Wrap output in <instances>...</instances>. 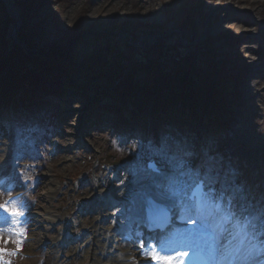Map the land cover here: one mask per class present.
Masks as SVG:
<instances>
[{
	"label": "rangeland",
	"instance_id": "374dc122",
	"mask_svg": "<svg viewBox=\"0 0 264 264\" xmlns=\"http://www.w3.org/2000/svg\"><path fill=\"white\" fill-rule=\"evenodd\" d=\"M25 1L36 6L42 0ZM20 9L22 24L18 30L15 31L18 18L14 14L9 12L12 19L8 23L0 21V26H6L3 30L7 45V49L0 47V50L7 55L9 48L18 43L24 53L19 56L21 61L15 63L19 70H22L23 64L32 70L38 69L52 49H58L60 52H57L65 59L50 73L62 71L70 63L75 64V70H79L86 64V59L94 58L98 51L103 57L101 72L109 66L116 73L115 79L109 81L104 72L93 76L95 68H90L84 75H92L91 88H79V91L69 88L68 94L60 95L64 98L66 95L69 102L45 106L31 124L29 120L18 126L11 124L12 137L5 138L7 130L0 128V205H7L18 213L11 215L6 211L7 218L0 224V248L7 249L0 256L2 264H91L92 250L87 249L89 246L78 249L76 258H73L72 252L79 244L82 247L85 238L91 236L90 233L85 234V230L90 231L93 225V209L88 211L92 208L89 203L97 202L98 197L104 200L102 191L124 187L134 178L152 172L150 162L161 166L160 157L154 155L153 150L167 145L168 155L176 157L169 147L177 136L173 133L176 130L168 131L166 139L164 134L159 136L158 142L156 137H143V132L142 135L133 133L128 137L119 134L108 124L113 117L100 115L105 120L100 121L99 126L87 119L93 113V107L88 111L92 100L115 104L110 95L102 94L99 89H109L111 84L117 83V78H123L122 73L129 74L127 67L121 72L119 69L122 65L130 67L131 63L156 68L175 78L184 66L182 58L188 55L189 63L195 68H202L211 63V54L215 53L221 62L228 61L227 67L222 69L227 71L226 76L233 68L238 72L247 70L241 89V96L246 100L243 105L249 112L247 116L234 125L231 123L227 131L212 137L206 132L202 133L205 137H201L202 128L198 133L194 131L197 125L193 124L189 130L194 136L188 134L180 140L185 152L180 158L189 161L193 173H201L211 179H217V174L233 173L227 184L235 192L234 203L243 205L242 208H235L237 218L249 206L258 210L264 218V172L250 161L246 152L249 144L243 136L248 127L264 136V96L251 83L253 75L264 72L263 0H46L31 18L26 15L30 11L25 13ZM187 20L195 22L194 27L184 26L183 23H189ZM41 21L42 25L38 24ZM40 25L43 28L38 33ZM31 32L34 37L28 39L27 34ZM231 35L236 36L237 43L225 45V40ZM31 46L35 56L27 58L25 55L31 52ZM211 49H214L213 52ZM142 68L136 70L133 80L145 84L150 72ZM24 73L19 72L22 76ZM195 74L196 81L199 74ZM56 77H53L55 84L49 82L52 79L49 76L41 83L53 92H64L61 88L68 84L67 76L62 72ZM81 79L79 77L78 82H82ZM53 95L56 96V93ZM84 118L86 123H82ZM140 124L143 122L140 121ZM178 131L186 133L182 129ZM16 143L22 145L21 149H15ZM179 154H182L181 150ZM14 159L17 166L12 169ZM207 160L213 161L209 169L204 167ZM157 189L167 196L174 194L164 187L158 186ZM16 193L22 195L16 197ZM123 196L126 195L117 199L122 203L103 210L109 225H114V222L122 226L130 224L132 207L125 204ZM40 206L45 207L37 208ZM222 207L225 213L229 211L227 200ZM124 213V216L118 215ZM216 215L220 218L221 213ZM59 217H67L69 223L58 221ZM47 219L56 221L50 223ZM187 221L183 229L192 237L205 223L194 217ZM36 222L40 223L39 230L32 229ZM235 223L229 222L224 227L230 229V233L239 235L240 226L236 227ZM225 236L232 237L229 233ZM117 239L120 243L122 236L118 234ZM230 241L221 251L224 255L234 242ZM132 244L150 246L151 251H158L153 242L147 245L137 240ZM120 245L112 255L116 256L126 249L125 244ZM146 254L140 252L139 256L145 259L146 264H151Z\"/></svg>",
	"mask_w": 264,
	"mask_h": 264
},
{
	"label": "trees",
	"instance_id": "16d2710c",
	"mask_svg": "<svg viewBox=\"0 0 264 264\" xmlns=\"http://www.w3.org/2000/svg\"><path fill=\"white\" fill-rule=\"evenodd\" d=\"M14 2L17 4L18 9H23L25 13L30 11V13L26 15L31 18L35 13H37L38 9L44 6L46 0L38 2L36 6L32 3H27L25 0H15ZM5 5V2L0 0V21L8 23L11 21L12 16L7 11ZM21 14L24 15L23 13ZM42 23L43 22L41 21L38 24L42 25ZM194 24L195 22L193 21L187 24L183 23L186 27H194ZM41 25L39 26L40 30L38 33L42 32L43 26ZM0 27V47H5L7 49V45H5L6 40L4 38V34L6 33H4L3 30L6 26L2 25ZM32 35V32L30 35L27 34V38H33L34 36ZM235 38V35H231L230 39L225 40V45L229 44V46H233L236 44L237 42L235 41ZM224 39H227V36H224ZM102 49L104 48H101V50ZM213 50L214 49H211V52H213ZM0 51V104L8 103L14 96V93L20 89L24 91L25 94H30V97L34 92L37 94V89L44 85L41 83L43 82L42 80L47 81L49 76L52 78L50 82H53L55 81L54 79L57 78L56 76L61 75L62 72L67 76L69 81L68 83L75 87V89L82 88L85 90L88 87H91L90 81H92V75L91 77H86V75H84L90 68H95L92 70L93 76H97L98 74L104 72L105 77H107L109 81L113 78L115 79L116 71L111 69L109 66L106 65L107 67H104L101 72L100 69L102 67L100 68V64H102L101 58L103 57H101L100 51L97 52L94 58L89 59L88 57L86 62H84L86 64L84 66L82 65L79 70H75V64L70 63L67 68H64L62 71H57L56 73L50 72L52 69H57L56 67L58 64L65 59L61 56L58 49H52V52L47 60H45L38 69L34 70L29 68L27 64H23L21 66L22 70H19V66H16L15 63L21 61L19 56L24 55L18 43H14L12 48H9L10 52H8L7 55L3 52L4 50ZM25 56L27 58L35 56L32 46L31 52L29 54L27 53ZM211 56L213 58L211 63H207L205 67L202 68H195L193 64L189 63L188 55L185 58H182L184 66L181 67L177 77L175 78L169 77L166 72L160 71L156 68H146L142 64L139 65L137 63H131L130 67L128 65H122L119 72L123 71V68L127 67L130 69V73H122L123 78H117V83H113L111 88L107 89V87H103L99 89L102 94L108 96L110 95L115 103L113 105H106L104 108L121 113L120 109L121 107H124L135 113L137 116L143 114L153 116L154 114L156 115L158 111H163L168 114L167 118L173 120H176V117L171 113L177 111L179 113L181 112L183 115L196 118L197 120L206 119L208 121L209 132L216 133L217 131L223 129L226 123H231V121H233V112L235 110L242 109V105L245 102L241 96V89L244 87L242 78H245L244 76H246L247 70L238 72L236 68H233L229 75L226 76L227 71L222 69L227 67L226 64L228 61L221 62L219 57H216L215 53L211 54ZM15 58H17V60H15ZM87 64H89V66H87ZM118 65L119 63L117 66ZM141 66H143V68ZM139 68L150 72V76L148 75L146 78L147 80L145 84H140L138 82H134L133 80V74ZM185 68L190 72V79L185 85H183L180 83L179 77L183 74ZM23 71H25V73L22 76L19 72L22 73ZM195 73L199 74L196 81V77H194ZM54 76L55 78L53 79ZM79 77L82 78V82H78L77 79ZM13 81H15V86H13ZM43 88L48 90L46 86ZM98 112L100 113L101 111L98 110ZM97 113L95 114L97 115ZM96 115H94V118ZM180 119L185 120L184 116H180ZM124 121V117H121L119 119V125L123 124ZM158 121L160 123L163 122L162 120Z\"/></svg>",
	"mask_w": 264,
	"mask_h": 264
},
{
	"label": "bare ground",
	"instance_id": "6f19581e",
	"mask_svg": "<svg viewBox=\"0 0 264 264\" xmlns=\"http://www.w3.org/2000/svg\"><path fill=\"white\" fill-rule=\"evenodd\" d=\"M254 19H255V17H254ZM255 20H258V19H255ZM251 53H253V52H251ZM254 54L255 53H253V55ZM262 57H263L262 60L264 62V56H262ZM53 82L55 84V81H53ZM251 83L253 84V86H256L255 89L257 88V90L262 93V97H263L264 96V72L262 71L260 75H253L251 77ZM69 86H70V84L68 83V84H66V86H64V88L60 87L64 91V94H65V92L68 94ZM88 88H91V87H88ZM65 97L66 98H64L62 96L61 97L57 96L54 98V101L59 102V103L60 102L61 103L69 102V98L67 99L66 95H65ZM31 99L32 100H30V101H35L38 104H42V102L37 101L36 98H31ZM98 102H96V103H98ZM248 113L249 112H248L247 108L245 109V106H244V108L242 107V109L235 110L233 112L234 118L232 120L237 118L238 120L241 121L243 119L242 117H246ZM9 116H14V113L7 114V117H9ZM2 127L4 128V125ZM246 130H247V133L245 135H243L245 137V140L249 144V145H247L246 152L249 153L250 161H252L254 163V166L258 165L260 167V169L264 172V136H260V134L257 133L252 127H248ZM5 132H6L5 133L6 135L4 136L5 138H6V136H11V137L13 136V133H11L10 129H8ZM147 135H148V137H150V135L148 133H147ZM179 157H181V156L179 155ZM156 177H157V175L153 176V175H149V174H146L144 176H142V175L138 176V177L134 178V180H131L130 182L125 184L124 187L113 188V190L108 191L107 195L109 198H110V196L113 198V197H117V196L121 197L122 195L125 194L126 196H123L122 198H129L131 201V205L134 206L135 209L136 208L140 209L138 206L143 203L142 200H144L147 196H153L156 198H162V197L166 198L162 193H159V191L157 189V184H156L157 178ZM108 197H107V199H108ZM132 197H133V200H132ZM60 198L62 199V196H60ZM89 204H90V206H93V209H94V210H92V209L88 210V211L92 210L91 215H92L93 225L91 227V230L89 231V233L91 234L92 237L89 236V238L88 237L85 238L84 245L82 247L79 244V246L75 247V249H72V252H74L73 258H76L77 253L79 252L78 249L83 250L84 248H87L89 246L87 249L92 250V252H91L92 263L91 264H133V262L135 264L144 263V262H142V260H145V259L141 258V256H139V254H140V252L141 253H143V252L149 253L151 251V247L150 246L143 247L140 245L134 246V244H132V242L136 241L137 238H141L139 236V234H137L136 232L132 233L133 241L131 243H130V241H126V243H125L126 249H122V252H120L116 256L112 255L119 250L120 243L122 244V242L119 243V241L117 239V236H118L117 232L121 231V230L123 232L125 230H123V228H121L117 223H114V226L109 225L107 223V215H105L104 212H102V210L110 207V202L108 200L102 202V204H97L96 202H92L93 205L91 204V202ZM43 207H45V206H43ZM43 207L40 206L37 208H43ZM87 213L90 214L89 212H87ZM209 219L210 218H205V221L210 222ZM47 220H49L48 222H50V223H55V221H56L55 219L54 220L47 219ZM58 221L63 222L65 224L69 223V220L67 217L66 218L65 217H59ZM45 224H43V225H45ZM39 225H40V223L38 224V222H36L35 225L32 226V229L34 228V230H36V229L39 230V228L41 227ZM229 230L230 229H227V232H224L222 234L219 232V235L216 239V241L218 242L217 250L218 251L223 250L221 247H223V246L225 247L228 240L230 241L231 239L236 237L232 240V241H234L233 243H236L238 241V242H241L242 245L240 246L238 253H235L236 255L233 256L231 261H229L230 264H248V262H254V260H252L251 258L245 259L247 251L253 247L254 242H250V241L244 242L243 240L240 241L239 239H237L238 234L232 233V232H231L232 233L231 234ZM179 232L182 234H186V236H187V232H185L184 229H181V231H179ZM89 233L86 235H89ZM225 233H229V236L232 235V237H230V239L229 238L227 239V236L224 237ZM186 241L189 245H192V243L189 239H187ZM232 241H230V242H232ZM165 250H168V251H165ZM162 251L167 253V254L171 253V251L168 248L166 249V248L160 247L159 252L162 253ZM175 252H177V251H175ZM254 254H255V252L253 250V255ZM231 256H232V253L230 254V257ZM224 261H225L224 256L221 258L218 255L216 258L215 264L224 263Z\"/></svg>",
	"mask_w": 264,
	"mask_h": 264
},
{
	"label": "snow or ice",
	"instance_id": "6c2138e0",
	"mask_svg": "<svg viewBox=\"0 0 264 264\" xmlns=\"http://www.w3.org/2000/svg\"><path fill=\"white\" fill-rule=\"evenodd\" d=\"M153 154L158 155L161 160V166H157L155 162L149 163V169L152 172H155L160 177V180L158 182L159 187H164L167 191L174 192L177 195H179L181 192H183L184 195H187L188 190L191 189L193 185L199 183L200 178L196 173H193L191 171V165L189 161L180 157H170L168 155L167 145L158 150H153ZM185 176L188 177V181L183 180V177ZM193 177H195V179H193ZM206 182L210 185L218 183L216 179H209ZM177 185H179V187H177ZM226 192L227 189L223 187L219 191L210 188L207 193L202 192L200 187L195 188L193 195L199 196L203 201L204 206H207L210 209L208 215L213 223L206 226L212 228L214 232L218 229L222 234L224 232H227V229L224 227L225 224L236 221L235 226L239 227V219H243L246 226L245 235L247 236L248 241L254 242L253 247L247 251L245 259L251 258L255 261V264H264V241H259L260 236L264 235V230H262L261 226L256 223V220L259 219L260 214L257 213L255 215H244L240 218H237L235 208H242L243 205L235 204L234 195L226 196ZM214 200H218L221 202L227 200L229 211L225 213L222 204L213 203ZM0 208H3L11 215L18 214L17 210L10 209L7 205H0ZM199 210L200 208L198 206L197 211L199 212ZM216 213H221L220 218H217ZM212 247L215 250V243H213ZM253 250L255 252L254 255ZM6 251L7 249L0 248V256H2ZM187 255V252L163 254L157 250H153L146 254V256L149 257L153 262V264H184L183 260L178 258ZM0 264H2V262H0Z\"/></svg>",
	"mask_w": 264,
	"mask_h": 264
},
{
	"label": "water",
	"instance_id": "95a60500",
	"mask_svg": "<svg viewBox=\"0 0 264 264\" xmlns=\"http://www.w3.org/2000/svg\"><path fill=\"white\" fill-rule=\"evenodd\" d=\"M5 2L9 12L11 14H14L16 18H18V24L17 26L15 27V31L18 30L22 24V20L20 19V15H19V11L15 5V2L14 1H9V0H2ZM189 71L185 70L183 72V74L180 76V83L181 84H186V82H188L189 80Z\"/></svg>",
	"mask_w": 264,
	"mask_h": 264
}]
</instances>
